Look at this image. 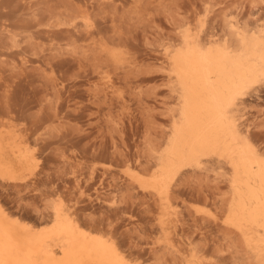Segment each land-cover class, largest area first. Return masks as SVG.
Here are the masks:
<instances>
[{"label":"rangeland","instance_id":"374dc122","mask_svg":"<svg viewBox=\"0 0 264 264\" xmlns=\"http://www.w3.org/2000/svg\"><path fill=\"white\" fill-rule=\"evenodd\" d=\"M104 1L0 0V130L23 139L33 157L27 181L0 178V203L38 224L62 198L84 223L111 231L139 264H183L171 243L186 257L204 247L208 262L227 255L226 244L219 252L214 245L228 194L218 171L179 172L178 195L164 212L129 171L145 172L150 148H160L170 128L176 100L167 46L191 26L224 35L229 14L254 26L250 19H264V0ZM245 115L264 149V88L249 97ZM162 214L172 229L161 228Z\"/></svg>","mask_w":264,"mask_h":264},{"label":"bare ground","instance_id":"6f19581e","mask_svg":"<svg viewBox=\"0 0 264 264\" xmlns=\"http://www.w3.org/2000/svg\"><path fill=\"white\" fill-rule=\"evenodd\" d=\"M85 8L82 23L87 33L94 24L86 17L90 7ZM228 16L224 35L194 31L187 23L176 36L178 42L168 43L164 66L176 100L170 128L163 131L161 147L150 148L153 160L145 172L129 171L141 188L156 196L162 212L178 195L172 182L179 172L213 169L226 183L228 194L219 206L223 223H215L221 234L214 245L219 252L226 244L229 254L217 253L208 262L204 247L193 246L186 257L180 245L171 243L172 258L183 259V264H264V149L253 140L245 120L249 97L264 88V19H250L254 21L250 26ZM108 54L116 57L113 50ZM32 159L23 139L0 130V178L17 185L27 181ZM52 207L38 225L0 203V264H139L111 231L84 223L62 198L53 200ZM163 216L161 228L169 230ZM201 224L196 223L198 230L209 227ZM188 243L193 245L194 240Z\"/></svg>","mask_w":264,"mask_h":264}]
</instances>
